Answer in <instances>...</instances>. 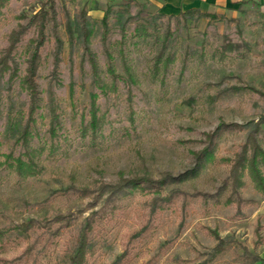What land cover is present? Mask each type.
<instances>
[{
    "label": "rangeland",
    "instance_id": "rangeland-1",
    "mask_svg": "<svg viewBox=\"0 0 264 264\" xmlns=\"http://www.w3.org/2000/svg\"><path fill=\"white\" fill-rule=\"evenodd\" d=\"M84 1L79 0V5ZM135 1L132 14L139 10L142 14L158 12L154 0ZM120 2L123 0L112 4ZM39 6V0H8L0 10V49L6 44L7 33L18 23L17 17L22 13L29 16ZM107 6L88 1L89 15L101 18ZM57 7L63 19L59 3ZM68 7L72 10L71 4ZM206 12L213 17L189 18L178 30L175 63L162 84L152 82L147 73L152 45L128 43L125 55L134 82H120L117 95L100 97L103 127L93 142L80 137L79 118H75L69 98L73 82L78 109L88 108L89 81L81 80L78 58L70 61L68 44L64 43L60 80L52 89L63 99L62 129L58 133L65 137L61 142L65 151L53 160L43 157L44 172L36 179L20 180L0 168V225L51 218L56 213L73 214L74 227L59 239L51 254L55 258L66 244H72L76 226L92 212L101 216L105 208L104 196L95 192L85 197L64 193L67 186L94 190L100 184L122 180L172 177L179 182L167 183L165 189L185 194V204L175 199L157 212L151 239L137 245L130 264H264V196L249 185L242 196L250 203H242L237 211L226 200L230 165L221 162L240 151L247 133L260 122L258 137L264 146V7L247 4ZM60 30L64 38L63 26ZM225 35L235 43L244 40L250 52L243 58L217 63L210 54ZM31 37L29 33L24 38L20 50ZM116 39L118 30L111 37ZM202 44L205 55L198 57L194 53ZM50 49L51 42L42 50L39 72L43 105L49 86ZM95 49L99 50L98 44ZM203 151L208 156L198 161ZM156 196L136 193L122 197L113 218L102 215L94 234V255L88 264H110L121 254L123 244L147 216L144 203ZM204 227L226 241L223 252L213 259L217 242ZM161 246L165 253L153 260ZM14 254L10 252L8 257Z\"/></svg>",
    "mask_w": 264,
    "mask_h": 264
},
{
    "label": "trees",
    "instance_id": "trees-1",
    "mask_svg": "<svg viewBox=\"0 0 264 264\" xmlns=\"http://www.w3.org/2000/svg\"><path fill=\"white\" fill-rule=\"evenodd\" d=\"M78 1L39 0L37 10L29 16L22 13L17 17L18 23L7 33L6 44L0 49V168L9 170L20 180L40 177L44 172L42 158L53 160L65 151L61 147L65 137L58 133L62 129L60 117L63 115V99L58 98L52 89V85L58 84L60 80L65 42L68 44L70 61L77 56L81 80L87 78L91 88L89 107L82 111L78 109L75 100L73 82L70 83L69 98L74 116L79 118L77 131L80 137H88L93 142L103 127L104 116L99 115L98 108L100 97L117 95L120 82L125 85L134 82L125 55L128 43L152 45L153 56L146 63L147 73L152 82L159 81L162 84L175 63L178 30L186 26L189 18L196 20L213 17L209 12L196 9L183 11L176 16H166L160 12L142 14L141 10L132 14L130 9L136 1L123 0L118 4H108L102 17L95 19L89 15V0H85L82 5ZM7 2L0 0V10ZM57 3L60 4L63 19H60ZM68 3L72 5V10ZM114 30H118L119 39L111 40ZM29 33H32V37L21 51V43ZM49 42L51 69L48 74L46 104L43 105L39 72L43 66L42 50ZM96 44L99 50L95 49ZM249 52V45L244 40L235 43L225 35L210 56L217 63L224 64L226 61L243 58ZM194 54L203 57L205 46L202 44ZM21 95H24V99ZM261 123L255 124L247 133L240 151L232 159H221L223 164L230 165V190L226 200L234 204L237 211L243 204L250 203L242 196L249 185L264 196V146L258 137ZM206 154L208 156V152H201L198 161L207 157ZM175 181L178 179L172 177L161 180L136 178L116 184H100L94 190L77 188L71 184L63 192L80 197L94 192L101 198L104 196L105 208L101 216L105 218L115 216L122 197L136 193L158 195L150 203H144L148 212L142 225L128 237L121 254L110 263L130 264L137 245L151 239L156 228L157 212L175 199L185 204V194L165 189L167 183L175 184ZM101 216L95 211L84 218L76 226L72 244H66L65 249L55 258L51 254L59 239L66 230L74 227L76 218L73 214L56 213L51 218H29L20 223L0 225V264H88L94 255L93 239ZM203 229L214 235L217 242L212 251L213 259L216 254L223 252L226 241L209 228ZM10 252L15 254L8 257ZM163 253L165 248L161 246L153 260H158Z\"/></svg>",
    "mask_w": 264,
    "mask_h": 264
},
{
    "label": "crops",
    "instance_id": "crops-1",
    "mask_svg": "<svg viewBox=\"0 0 264 264\" xmlns=\"http://www.w3.org/2000/svg\"><path fill=\"white\" fill-rule=\"evenodd\" d=\"M93 3L110 4L116 0H89ZM158 12L170 16L191 9L208 11V9H235L241 5H255L264 7V0H154Z\"/></svg>",
    "mask_w": 264,
    "mask_h": 264
}]
</instances>
